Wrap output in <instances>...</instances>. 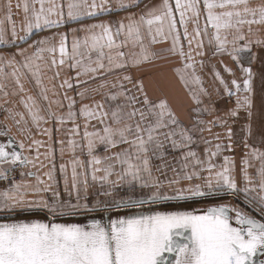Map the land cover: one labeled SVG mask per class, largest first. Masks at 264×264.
<instances>
[{"label": "snow or ice", "instance_id": "obj_1", "mask_svg": "<svg viewBox=\"0 0 264 264\" xmlns=\"http://www.w3.org/2000/svg\"><path fill=\"white\" fill-rule=\"evenodd\" d=\"M142 2L114 0L113 8L109 0H69L65 18L64 5L58 0H23L20 27L23 35L18 33L13 20L12 0L0 4V12L4 13L0 18V45L17 49L10 57L0 55V92L5 97L9 95L3 82L9 79L15 81L19 92H24L21 69H26L40 89V98L48 103L47 115H42L34 97L21 100L38 134L47 137V141L32 138L27 148L35 151L34 156L23 155L26 147L23 140L18 144L20 151L16 150L13 137L7 143H0V166L9 165L7 170L0 169V180H8L17 166L47 168L42 175L33 171L20 173L21 177L34 178L35 183L23 179L17 182L13 177L10 186L0 191V213L8 214L0 216V264H165V254H174V264H257L254 258L264 255V221L228 204L192 210L150 209L147 213L140 211L118 218H92L87 224L62 222L88 213L240 193H244L247 206L255 205L253 211L264 217V151L247 143L252 135L250 123L241 127L246 132L244 147L249 149L239 169L244 186L238 185L234 157L224 155L220 165L213 162L224 151H233L236 133L229 120L236 123L241 111L248 120L252 116L254 73L251 67L243 66L242 60L246 56L249 63L257 59L260 54H252L254 44L264 49V38L252 28V25H264V0L255 7L250 0H174V4L172 0H162L156 6L146 4L139 14L129 12L115 23L101 21L70 29L73 33L70 51L67 33L56 32L28 44L33 35L44 29H59L101 13L127 11ZM16 7L21 8V4L17 3ZM6 23L10 25L11 39ZM77 32H83L84 36H76ZM205 38L210 46L214 45L213 57L227 54L244 74L242 81L233 78L230 88L212 66L214 79L225 94L236 97L235 107L212 120L201 118L216 109L211 103L204 104V97L211 102V94L202 86L196 70L197 64L201 69L205 66L203 59H196L205 56ZM21 43L28 47H20ZM156 44L170 46L154 50L152 45ZM29 49L34 51L29 54ZM17 56L22 59L18 61ZM170 56L182 62V67H175L173 71L194 105L188 123L173 106L163 75L151 71L163 67L156 61L168 60ZM65 66L75 71V77L65 78L59 84L61 89H72V80L79 86L108 74H123L117 75L115 82L101 79L95 88H83L77 93L81 100L93 93L100 94L102 99L82 104L76 110L75 98L65 92L61 100L57 98L60 93L55 84L49 87L43 83L48 71L59 69L48 77L51 83L60 77V70ZM144 66H150L149 71H144ZM261 66L264 67V59ZM6 68L12 71L9 73ZM130 69L141 74L134 77ZM224 70L235 76L226 65ZM260 79L264 88V73ZM109 88L110 91H101ZM216 92L219 94V89ZM16 94L14 90L12 95ZM261 103L264 106V97ZM53 105L57 109L66 107L67 111H53ZM5 111L8 113L5 118L14 119L17 125L28 123L24 113ZM78 116L84 119L82 135L81 126L76 123ZM49 121L58 127H41ZM92 121L100 127L93 126ZM68 123L72 124L68 129L71 138L53 141V132L61 131ZM214 127L224 129L226 144L221 140V133L212 132ZM8 131H0V135L7 136ZM26 131L31 134V129ZM204 132L217 142L206 147V158L200 159L192 146L199 140L213 145V140L203 138ZM260 139L264 142V129ZM54 143L59 145L61 160L66 152L71 154V159L58 167L64 195L57 187ZM101 146L103 156L97 155ZM41 148L45 151L41 152ZM170 153L173 159L179 153L181 161L179 169L170 168L171 177L167 175L168 164L153 165V160H164ZM252 159L260 161L255 177L249 173ZM204 172L206 176L202 175ZM96 185L100 190L93 192ZM118 190H126L125 195L119 196ZM46 193H50L48 198ZM101 196L110 199H100ZM34 211L45 212L47 220L16 219L17 213ZM258 264H264V260Z\"/></svg>", "mask_w": 264, "mask_h": 264}, {"label": "crops", "instance_id": "obj_2", "mask_svg": "<svg viewBox=\"0 0 264 264\" xmlns=\"http://www.w3.org/2000/svg\"><path fill=\"white\" fill-rule=\"evenodd\" d=\"M31 2V0H30ZM58 2L62 3L64 5V12H65V18H66V13H67V3L69 2V0H58ZM97 2H99V0H97ZM162 2V0H143V2L139 5V7L137 8H131L128 9L127 11H112L111 13L108 14H98L96 17L93 18H85L83 19L81 22H72V23H68L65 26L56 29V28H52V29H44L42 31H39L37 34L33 35L31 37V39L28 41V44H31L33 40L39 39L43 36H50L53 33L56 32H61V33H67L68 34V49L70 51L71 49V41L73 38V33H71L70 29L72 28H77L79 29L82 25H88V24H93V23H99L101 21H110L115 23L116 21L120 20L123 17H126L129 12H133V13H141L142 10H144V6L150 5V6H156L159 5ZM173 4H174V0H172ZM6 3V0H0V4ZM17 3L21 4V8H17L16 5ZM22 3L23 0H12V12H13V20L16 23V27H17V31L20 35H23V32L20 31V27H21V22L23 20V9H22ZM109 3L112 5L113 8H115V3L114 0H109ZM261 3V0H250V4L251 6L255 7L257 4ZM37 7H39L37 5ZM201 12H202V16H201V24H203V5L201 3ZM4 13L0 12V18H3ZM55 18V17H53ZM125 23H127V21H125ZM5 28L8 29V38L11 39V34H10V25H8L7 23L5 24ZM192 25L189 24V31H191ZM253 31L256 32L258 31V35L261 38H264V25H252ZM245 33H247V26H245L244 29ZM211 30L209 32V36H211ZM76 36L79 37H83L84 33L83 32H77L75 33ZM208 38H205V43H204V52H205V56L204 57H196L197 60L203 59L205 62V66L203 69L200 68L199 64H197L196 66V70H197V74L201 76L203 84L202 86L207 89V91L211 94V102L209 101L208 97H204V104L205 105H209L211 103L212 106L215 107L216 111L213 112L211 115L205 114L203 115L201 118L204 120H212L214 119L216 116H223L224 112L227 111L228 109H231L233 107H235V102H236V97H228L225 92L223 87L219 84L218 81H216L214 79V76L212 74V66L214 65L216 70H218L221 73V76L224 78V80L226 82H228L229 87L231 88V80L233 78H236L239 81H242V79L244 78V74L241 72L240 67L231 59L230 56H228L227 54L224 55H218V56H212V52L214 51V45L210 46L207 42ZM22 48H27L28 45L27 44H23L21 43L19 45ZM170 44H156V45H152V48L154 50H159L160 48H166L169 47ZM185 50H187V48H185ZM17 51L16 48L14 47H5L0 45V55H4L5 57H10L11 54L15 53ZM34 51V49H29V54H31ZM125 51H127L125 49ZM138 51V49H137ZM252 54H260L257 56V59L253 60L251 63L248 62V58L246 56V54H242L245 55L246 58L244 60H242L243 66L244 67H251L254 73V78H253V88H254V95H253V108H252V116L251 119L248 120L246 117V114L241 111L240 116L241 118L233 124L232 120H229V124L232 125L234 132L236 133V135L233 138V151L229 152V151H224L222 153L221 156L214 158L213 162L217 165H220L223 163V156L224 155H228L231 157L235 158V163H236V175H237V182L238 185L240 187L244 186V182L241 180L240 175H239V169L241 167V160L244 157L245 152L249 151V149H246L244 147V143L243 140L246 136V132L241 131V127L247 123H250L252 126V135L250 137H248L247 139V143L253 147V148H257L260 151H264V142H261L260 136H261V130L264 129V106H262L261 100L262 97H264V88H262V84H261V73H264V67L261 66V61L262 59H264V49H260L258 48L255 44L252 46ZM46 59L48 58V54H45ZM93 58H94V54H93ZM16 59L19 61L22 58L17 56ZM57 59H59V53H57ZM221 61L223 62V64H221ZM157 65H163L162 68H155V69H151V71L157 75L162 74L165 82L168 85V89H169V96H170V100L173 103V106L176 107L179 111V114L181 115V119L185 122L188 123L189 118H190V109L192 107H194V105L192 104V102L189 100L188 95H187V91L186 89L183 88V86L179 83L178 77L175 75L173 69L175 67H182V62L180 61V59L178 57L175 56H170L168 60L165 61H156ZM224 65H226L228 68H230L232 70V72L235 74V76L233 77L232 75H229V73H227L224 70ZM150 66H144V71H149ZM59 69H52L51 71H48L43 79V83L49 87H51L52 84H55L57 86L56 90L58 93H60V96L57 97L59 99H63V94L65 92H67V95L70 97H73L76 99V110H78L80 108V106L82 104H92L93 100H101L102 96L98 93H93L91 94L87 99L81 100L80 97L77 95L78 92H80L83 88L87 87V88H95L100 82L101 79H108L112 82H115V78L117 75H122V72H117V73H112V74H108L107 76L101 77L100 79H96V80H89L88 84H81L79 86H76V82L75 80H72L73 83V88L72 89H61L59 88V84L65 79V78H69V77H75V71L74 70H70L67 68V66H65L61 71V75L58 79L51 81V83L48 80V77H51L54 75L55 71H57ZM5 71L7 72H11L12 69L11 68H6ZM22 72H24V77H22L21 82L24 84V88L25 91L24 92H19L18 89L16 88L15 85V81L12 79L3 81L6 84V90L9 92V95L7 97H5L3 95V92H0V131L3 130H10L8 131V135L4 136V135H0V143H7L8 139L10 137L15 138V143H16V150L20 151L18 144L21 140H23L24 144H25V149L23 151V155L25 156H29L32 157L35 155V151H29L27 146L31 143L32 138L35 139H39V140H44L47 141V137L46 136H42L38 134V131L36 129V127L33 126L30 117L28 116L27 111L25 110L23 104L21 103V100H27L28 96H32L34 97L37 102H38V106L40 107L41 114L42 115H47V107H48V103L47 101H44L43 99L40 98L39 96V92L40 89L36 86L35 84V80L34 78L27 72L26 69H21ZM131 72V74L135 77L137 75H140L141 73L135 69H130L129 70ZM81 79H87V77H81ZM128 87H131V85H128ZM196 87V86H193ZM216 89H219V94H217ZM16 91L17 94L16 95H12L13 91ZM111 89H103L101 90L103 91H110ZM241 95H243V93H241ZM49 96L51 97V93H49ZM63 103L65 105H67V101H63ZM5 109H11L12 112L16 113H24L25 115V119L28 121L27 124H24L23 122L19 125H17L15 123V120L12 118H8L6 119L5 117L8 116V113L5 111ZM52 110L53 111H63L66 112L67 108L65 107L64 109H57L55 105L52 106ZM16 119H19V116L16 117ZM76 123H78L81 126V135L83 133V125H84V119L82 117H77V121ZM92 125L95 126L96 128H99L100 125L97 124L96 121H92ZM41 127H48V128H55L58 127V125H55L54 122L49 121L47 124H41ZM72 127L71 123L66 124L61 131L53 132V141L56 140H65L67 141L70 137V133L68 132V129H70ZM26 129H31V134L29 135V133L26 131ZM92 130V127H89V131ZM213 133L219 132L222 134L221 136V140L223 143H227L228 141L224 139L223 137V132L224 129L223 128H219V127H214L212 129ZM77 140L80 139L79 136L75 137ZM203 138L204 139H210L213 140V145H205L202 140H199V142L197 144H194L193 150L197 151L200 159H205V148L206 147H212L214 146V144L217 142L213 139L212 135L209 134L208 132H204L203 133ZM53 146L57 149L56 152V164H57V172H56V178L58 181V190L62 193V195H64L63 193V178L62 175L59 173L58 167L59 164L62 162H67L71 159V154L66 152L63 160H61L60 155H59V145L58 144H53ZM9 151H11V149H9ZM41 152H44L45 149L41 148L40 149ZM79 154V153H77ZM97 155L103 156L105 155L103 147L101 146L98 151H97ZM179 153H175V156L177 157L176 159H173V154H169L166 156V158L164 160H153V165H159V164H168L169 165V169L167 171V175L169 177L172 176V172L170 170V168L172 166H175L176 168L179 169L180 167V163L181 161L179 160ZM81 158L83 159L84 157L81 156ZM252 163V167L249 168V173L255 177L256 176V172L257 169L260 167V161L257 159H252L251 161ZM19 167V166H17ZM15 167V169L17 168ZM9 168V165H3L0 166V169L3 170H7ZM14 169V170H15ZM28 171H33V172H40V174L42 175L43 171H47V168L43 169V170H39L38 168H32L31 166H29L28 168H23V167H19V172H28ZM70 166H69V175H70ZM156 175H159V173H155ZM202 175L206 176L207 173L204 172L202 173ZM115 177H113L114 179ZM25 180L28 183H35V179L32 177H21V175L19 176V178L16 180L17 182L21 181V180ZM198 182H202V181H198ZM187 183V182H184ZM11 184V183H10ZM9 185H3L0 186V191L7 189ZM99 185H96L92 191L96 192L99 191ZM126 190H118V194L119 196H124L125 195ZM45 198H48L50 196V193H46L44 194ZM229 197L231 198L230 195H222V197H216V198H225V199H218L216 202H212L210 205L208 206H215V205H219V204H228L231 205L232 204L227 200V198L229 199ZM30 199L33 197H29ZM100 199H110V198H106V197H100ZM233 204H235L236 202H242L243 203V207H245V211H251L253 214V217L257 218V219H262V221H264V217H261L259 215L258 212L253 211V208H255V205H252V207L247 206V204L245 203V195L244 193H240L237 196H232ZM164 203H175V201H168V202H164ZM150 205H145L143 207H148ZM207 206V207H208ZM141 210V209H140ZM152 210V209H151ZM145 213H147L148 211H144L141 210ZM140 212V211H138ZM136 213V212H134ZM6 213H0V215H5ZM132 213H125L124 215H120V216H126ZM231 214V213H230ZM8 215V214H7ZM88 214H84L81 215L79 217H76L74 219H79V218H85V216H87ZM232 215V214H231ZM107 217V216H106ZM92 218L95 217H88L86 218V222L88 223ZM16 219H23V220H32V219H39L41 221H46L47 220V214L45 212H40V211H34L32 214H20L17 213L16 214ZM106 222V221H105ZM262 259L264 260V255H262Z\"/></svg>", "mask_w": 264, "mask_h": 264}, {"label": "rangeland", "instance_id": "obj_3", "mask_svg": "<svg viewBox=\"0 0 264 264\" xmlns=\"http://www.w3.org/2000/svg\"><path fill=\"white\" fill-rule=\"evenodd\" d=\"M218 199H225V198H197L195 201H189V202H176L175 201V203H170V204L162 203L158 206H148V207H142L139 209H121L119 211L112 210L109 213H88V215L85 216V218H79V219L72 218L66 221H62V222L87 224L85 219L88 217L100 218V217L110 216L111 218H118L120 217V215H124L125 213H134V212H138L141 210L149 211L150 209L159 210V211H168V210H177V209L179 210L200 209V208L207 207L212 202H216ZM227 200L232 204L233 207H239L244 212L248 214H253L251 211H245V207H243L242 202H236L235 204H233V202L235 201H233L232 196L231 198L229 197V199L227 198ZM231 214L234 216V213H231ZM171 261H172V264H174V255Z\"/></svg>", "mask_w": 264, "mask_h": 264}, {"label": "built area", "instance_id": "obj_4", "mask_svg": "<svg viewBox=\"0 0 264 264\" xmlns=\"http://www.w3.org/2000/svg\"><path fill=\"white\" fill-rule=\"evenodd\" d=\"M19 176H20L19 167H17L15 170L11 172V175L9 176L8 180H0V186L9 185L10 183H12L13 177L15 178V180H17Z\"/></svg>", "mask_w": 264, "mask_h": 264}, {"label": "water", "instance_id": "obj_5", "mask_svg": "<svg viewBox=\"0 0 264 264\" xmlns=\"http://www.w3.org/2000/svg\"><path fill=\"white\" fill-rule=\"evenodd\" d=\"M7 214L5 215H0V216H6ZM173 255L174 254H165V257H164V260H165V264H172V261L171 259L173 258ZM256 261H257V264L260 260H263L262 259V255H258L257 257L254 258Z\"/></svg>", "mask_w": 264, "mask_h": 264}]
</instances>
